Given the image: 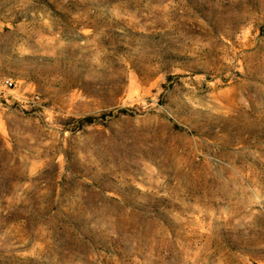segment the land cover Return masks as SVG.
<instances>
[{"label":"rangeland","instance_id":"1","mask_svg":"<svg viewBox=\"0 0 264 264\" xmlns=\"http://www.w3.org/2000/svg\"><path fill=\"white\" fill-rule=\"evenodd\" d=\"M0 264H264V0H0Z\"/></svg>","mask_w":264,"mask_h":264},{"label":"built area","instance_id":"2","mask_svg":"<svg viewBox=\"0 0 264 264\" xmlns=\"http://www.w3.org/2000/svg\"><path fill=\"white\" fill-rule=\"evenodd\" d=\"M1 81L6 86H12L13 85L12 80L10 78H8V77H1Z\"/></svg>","mask_w":264,"mask_h":264},{"label":"trees","instance_id":"3","mask_svg":"<svg viewBox=\"0 0 264 264\" xmlns=\"http://www.w3.org/2000/svg\"><path fill=\"white\" fill-rule=\"evenodd\" d=\"M87 120L91 121V118L89 117Z\"/></svg>","mask_w":264,"mask_h":264}]
</instances>
